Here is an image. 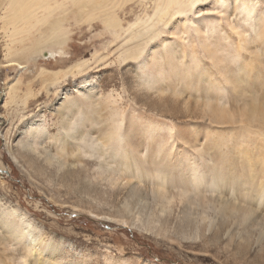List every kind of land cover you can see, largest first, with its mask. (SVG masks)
Returning a JSON list of instances; mask_svg holds the SVG:
<instances>
[{
	"label": "rangeland",
	"instance_id": "374dc122",
	"mask_svg": "<svg viewBox=\"0 0 264 264\" xmlns=\"http://www.w3.org/2000/svg\"><path fill=\"white\" fill-rule=\"evenodd\" d=\"M157 1L66 0L39 50L0 6V264H264V0L140 33Z\"/></svg>",
	"mask_w": 264,
	"mask_h": 264
},
{
	"label": "bare ground",
	"instance_id": "6f19581e",
	"mask_svg": "<svg viewBox=\"0 0 264 264\" xmlns=\"http://www.w3.org/2000/svg\"><path fill=\"white\" fill-rule=\"evenodd\" d=\"M65 1L66 0H63L64 4H61L55 0H0V6H3L4 8L2 19L5 20V23L8 26L7 30L9 32L6 35L9 41L11 40L10 42L12 43L17 41L22 42V39H19L21 34L25 39H27L33 36V34L37 31H41L43 34L34 41L35 50L42 49V46L49 42H52L51 44H56L58 42H62V40L64 41L67 30L62 27L61 17H57L55 12L57 10L62 13L66 11ZM160 1L161 0L156 2L154 14L152 16H148L137 23L138 31L140 33H147L151 28H154V25L157 26L159 21H167L172 14L174 16L177 12L181 11L179 8L191 10L194 4L200 0H168L165 4H163L164 1ZM221 3H223V0H221ZM246 9L244 10V16L245 14L247 16L251 14V11L249 13V9ZM173 10L174 12L171 15H164L168 12H172ZM114 15L116 14L112 12H105L101 21L109 28L114 27L119 23L115 19ZM5 23L2 25V29H5ZM132 25L133 24L129 25V30L132 28ZM151 38L152 36H150V39ZM141 43L142 42L138 43L134 47L138 48L135 51L136 56L138 53L140 54L143 49ZM146 45L147 43L145 46ZM84 65L82 62H79L76 63L74 67L79 71L80 69L82 70Z\"/></svg>",
	"mask_w": 264,
	"mask_h": 264
}]
</instances>
